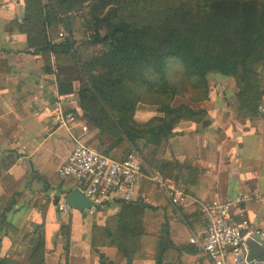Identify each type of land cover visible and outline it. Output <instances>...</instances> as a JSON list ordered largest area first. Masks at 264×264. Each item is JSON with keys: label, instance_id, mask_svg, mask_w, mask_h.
I'll list each match as a JSON object with an SVG mask.
<instances>
[{"label": "trees", "instance_id": "trees-1", "mask_svg": "<svg viewBox=\"0 0 264 264\" xmlns=\"http://www.w3.org/2000/svg\"><path fill=\"white\" fill-rule=\"evenodd\" d=\"M23 3L22 20L14 24L26 36L27 49L41 54L47 73H51V57L60 75L64 72L61 64L72 65L69 67L79 83L75 94L79 108L92 128L110 138L108 151L126 140L135 150L141 146L149 150L147 161L153 167L170 168L154 158L177 124H209L205 110L171 105L180 95L178 85L185 89L184 85L191 82V102L201 104L208 98V76L212 73L233 79L240 121L260 116L258 108L264 99V0ZM61 20L67 36L56 42L57 38L48 35H56ZM99 45L106 46V50L84 58L79 52ZM8 71L7 63L0 60V74ZM177 78L184 82L178 84ZM58 93L72 94L71 80L58 81ZM141 103L158 107L157 115L145 123L135 120L136 107ZM118 204L120 211L91 232L90 247L96 251L99 264H113L100 251L105 247L120 252L126 264L147 259L149 250L155 264H174L175 260L167 259L169 249H175L167 226L161 227L157 237L143 230V212L150 207L140 204V200ZM4 217L0 215V232L19 234ZM40 229L33 226L32 246L25 262L3 257L0 264H45ZM69 234V223H63L61 235L67 243Z\"/></svg>", "mask_w": 264, "mask_h": 264}, {"label": "crops", "instance_id": "crops-1", "mask_svg": "<svg viewBox=\"0 0 264 264\" xmlns=\"http://www.w3.org/2000/svg\"><path fill=\"white\" fill-rule=\"evenodd\" d=\"M23 11V0H0V60L9 68L0 74V215L5 214V221L19 233L31 230V239L33 226H41L45 264H99L90 236L81 240L78 234L82 214L70 209L68 243L61 235L65 214L57 212V206H65L66 193L81 185L57 175L74 143L67 130L57 125L53 112L60 107L64 116H74L75 121L69 124L74 135L114 160L123 159L124 150L132 147L125 140L115 149H106L110 138L92 128L79 108L75 71L66 68L60 75L51 57V73H47L41 54L27 49L26 36L14 24L21 22ZM65 72L74 73L67 76ZM65 78L71 80L73 93L59 95L58 81ZM208 85L207 100L195 109L205 110L209 124L180 121L162 143L156 160L169 164L171 179L183 186L189 199L174 207L153 184L141 179L133 200L150 207L143 212L144 223H149L151 211L156 217L161 215V221L157 218L155 223L168 228L175 247L168 254H175V259H169L175 260L171 261L174 264H210L198 247L189 243L191 238L200 237L206 224L197 202L249 196L251 199L233 208L231 215L237 221L248 220L254 229L264 228V116L243 121L237 118L233 79L213 75L208 77ZM151 112L144 109L138 113L142 123L157 115L153 112L143 121ZM81 126L86 127L85 133ZM120 208L118 203L105 206L95 214L97 223L102 224L104 209L117 213ZM146 234L157 237L160 230ZM14 237L11 232H0V258L14 254ZM100 251L113 264H126L114 248ZM147 253V259L133 264H155L152 252Z\"/></svg>", "mask_w": 264, "mask_h": 264}, {"label": "built area", "instance_id": "built-area-1", "mask_svg": "<svg viewBox=\"0 0 264 264\" xmlns=\"http://www.w3.org/2000/svg\"><path fill=\"white\" fill-rule=\"evenodd\" d=\"M59 34V37H62ZM259 115L264 116V105L258 108ZM56 123L65 128L74 146L65 162L58 168L60 179H74L81 185L83 195L90 201L86 216H93L102 208L116 203L133 202L141 179L153 184L172 206L184 204L189 195L183 186L171 178L164 177L159 171L145 168L138 154L134 151L121 160H114L88 147L74 135L71 124L75 121L72 115L64 116L60 107L54 112ZM85 133L86 127L81 126ZM254 197L258 198L255 194ZM246 195H238L228 200H213L204 204L197 202L206 218L205 227L198 239L191 238L189 243L196 245L210 264H247L245 241L259 236L264 245V228H252L248 220H235L231 215L233 208L239 207L246 200ZM66 206L59 205V211L65 212Z\"/></svg>", "mask_w": 264, "mask_h": 264}, {"label": "rangeland", "instance_id": "rangeland-1", "mask_svg": "<svg viewBox=\"0 0 264 264\" xmlns=\"http://www.w3.org/2000/svg\"><path fill=\"white\" fill-rule=\"evenodd\" d=\"M45 1L47 2V0H45ZM60 22L61 23H58L59 26L57 28L56 35L55 34L52 35L50 33L48 35L49 37L51 36L54 39L57 38V41L56 42H60L61 40H63L67 36V30L65 28V22H63L62 20ZM52 33H55V32H52ZM59 34H62L63 36L62 37H59ZM77 38H80V36H78ZM106 48L107 47L104 46V45H99L97 47H87V48H84V49L80 50L79 52H80L81 56L84 58L87 55L91 54L92 52H94V53H100L102 51H105ZM52 62H53V65H55L54 59H52ZM60 66L64 70H66V68L69 71L72 70L70 68L72 65H69V64L68 65L67 64H61ZM174 67H177V66H174ZM73 73L74 72H67L66 74H67V76H73ZM213 75L214 76H219V75H216V74H213L212 73L208 77L211 78ZM220 77H222V76H220ZM178 78H177L178 84L180 83V81H181V83L184 82L182 79H178ZM190 84H191V82L186 83L184 85L185 86V89H182V87H180V85H178V90L180 92V95H178V96H176L174 98V101L171 104L173 107L178 106L180 104H185V105H191L192 107L197 108L200 105V104H196L195 105V104H192V102H191V100H192V95H191L192 89L190 87ZM183 90H186V92H184ZM157 108L158 107L155 106V105H149V104H145V103L138 104L137 107H136L135 119L138 122L142 123L141 122L142 120L139 119L138 113L141 114V112H143L144 109L145 110H151L152 111L148 116L145 117V119L143 120V121H145L146 119H148V117H150L151 115H153V112L156 113ZM89 146L91 147V144ZM91 148H93V147H91ZM95 150L99 152V150H97V149H95ZM132 151L136 152L138 154V156L141 158V160L143 161V164H144L143 172L144 173H146V171H145V168H146L147 170H151V171H159L164 177H167V178H171L172 177L171 176V173H172V168L171 167L170 168H155V167H153L151 165V163L148 162L149 160L147 159V156H148L149 150L142 149V146L138 150L137 149L135 150L133 148H130V150L125 149L124 150V157L127 154H129L130 152H132ZM158 157H159V151L157 152V154H156V156H155L154 159L157 160ZM137 201H138V199H137ZM69 211H70V209L68 207H66L65 212H63L65 214L64 215V220L65 221L63 223L66 224V225L69 223L70 216L67 214ZM104 214L105 215L102 216L104 218H102L100 216V218L103 219L101 225H99L97 223V216L95 214L93 216H86L85 215V218L82 219L81 223L78 225V232H79L78 234L80 236H82V239L81 240H84V237H87L88 238L89 236H91V234H92L91 232H92V230H93L94 227L96 228V227L103 226L104 223H106V221L109 218H111L112 216H114L116 214V212L115 213L114 212L107 213V210L104 209ZM150 215L151 216L148 218V222L149 223H147V222L144 223L143 222L144 216H142V223H143V230H144V232L145 233L146 232H151V234H156L158 232V230H160V232H161V227L163 225L162 224L161 225H158L157 223H155L157 218H159V220L161 221V215H159L158 217H156V215L154 214V211H151V214ZM145 227H147V229ZM30 232H31V230H29V229H23V230H21V232L19 234L14 235L15 237L12 239L13 247H14V254L12 253L11 255H9V258L14 259V260L19 261V262H25L27 260L28 253H29V251L31 249V246H32V243L30 242V239H31ZM32 239H33V237H32ZM143 242L145 244L147 242V240H144ZM147 243L145 245H147V246L149 245L150 246V244L149 243L147 244ZM63 249H65V248H63ZM66 252H67V256H68V249H67ZM119 255H121V253ZM121 257H122V255H121ZM167 259L168 260L169 259H175V254L174 253L173 254H168L167 255Z\"/></svg>", "mask_w": 264, "mask_h": 264}, {"label": "water", "instance_id": "water-1", "mask_svg": "<svg viewBox=\"0 0 264 264\" xmlns=\"http://www.w3.org/2000/svg\"><path fill=\"white\" fill-rule=\"evenodd\" d=\"M58 204V202H56ZM64 204L71 210H74L83 215L85 218V211L90 209V201L83 195L81 189L75 188L66 193L64 196ZM59 206H57V212ZM246 249L247 264H264V245L259 236H253L244 243Z\"/></svg>", "mask_w": 264, "mask_h": 264}]
</instances>
